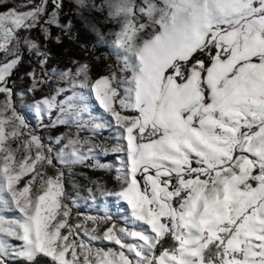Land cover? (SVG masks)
<instances>
[{
	"label": "snow or ice",
	"instance_id": "6c2138e0",
	"mask_svg": "<svg viewBox=\"0 0 264 264\" xmlns=\"http://www.w3.org/2000/svg\"><path fill=\"white\" fill-rule=\"evenodd\" d=\"M68 5L104 74L50 65ZM0 97V264H264V0H0Z\"/></svg>",
	"mask_w": 264,
	"mask_h": 264
},
{
	"label": "rangeland",
	"instance_id": "374dc122",
	"mask_svg": "<svg viewBox=\"0 0 264 264\" xmlns=\"http://www.w3.org/2000/svg\"><path fill=\"white\" fill-rule=\"evenodd\" d=\"M71 5L66 7V12L68 18H71L73 21V33L71 37L64 36L62 33H59L58 29H53V34H59L62 37V43L56 44L54 41L50 42L48 47L52 53V59L50 60V65L55 67L64 68L71 65L73 60L80 62H87L93 67V76L97 77L102 75L106 71V65L108 63H112L113 58L109 54V50L107 47L99 45L96 39L97 30H101L104 33H108L116 30V25L113 22H109L103 20L102 18L98 20H92L89 22V19H85L83 21L77 19L72 15L69 10ZM38 35V33H36ZM108 42L111 41V36H106ZM96 57H100L99 60ZM105 57H108L105 60ZM32 66H35L34 64ZM30 71V66L25 64L22 66L17 75L13 76V80H15L16 89L23 90L27 89L30 86V81L28 80L25 73ZM22 77V78H20ZM40 93H37L39 96ZM2 99V97H0ZM17 103L19 104L18 111H22V114H25L26 119L31 120L34 124L36 121L32 119V113L26 109V105L31 103L29 96H24L22 98L23 103L20 102V98H16ZM99 112V110H97ZM65 129H58L57 131H64ZM51 133H46L49 135ZM105 136L108 134L105 133ZM108 143L109 141H105ZM101 162L103 163H111L113 165L116 164V158L113 155L102 156L100 157ZM76 172V176L74 179L75 183L84 186L85 188L89 186V181L93 180H101L107 184L109 188H115L117 186V182L114 179V172H106V171H92L86 167H77L74 169ZM49 174H51V170H49ZM68 191L71 193L73 189L69 186ZM109 207L113 211V218L115 219L119 213L116 211L117 206L115 204H110ZM80 211L97 215L103 214V205L100 206V210L98 212L95 206L88 207L84 205L83 202H80ZM77 211L76 208L73 209V213Z\"/></svg>",
	"mask_w": 264,
	"mask_h": 264
}]
</instances>
